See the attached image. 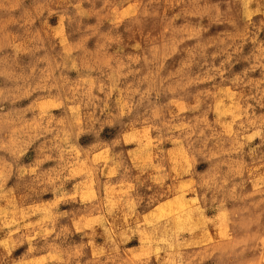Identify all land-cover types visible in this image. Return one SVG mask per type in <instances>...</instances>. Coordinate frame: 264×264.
<instances>
[{
  "label": "clouds",
  "instance_id": "obj_1",
  "mask_svg": "<svg viewBox=\"0 0 264 264\" xmlns=\"http://www.w3.org/2000/svg\"><path fill=\"white\" fill-rule=\"evenodd\" d=\"M0 264H264V0H0Z\"/></svg>",
  "mask_w": 264,
  "mask_h": 264
}]
</instances>
